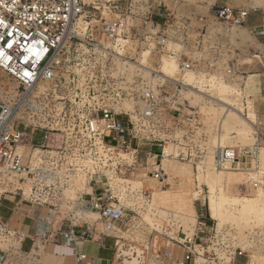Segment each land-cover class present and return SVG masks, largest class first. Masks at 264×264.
<instances>
[{"label":"built area","instance_id":"obj_1","mask_svg":"<svg viewBox=\"0 0 264 264\" xmlns=\"http://www.w3.org/2000/svg\"><path fill=\"white\" fill-rule=\"evenodd\" d=\"M249 14L225 5L213 9V17L227 28L243 27ZM172 17L162 0H0V70L15 83L0 93V183L6 176L23 181L27 189H19V198L47 209L48 217L64 209L61 221L67 229L62 239L70 245L76 244L79 227L85 225L91 234L95 222L80 224L82 216L87 211L98 213L103 225L100 239L115 240L111 264L131 263L123 249L122 228L132 221L131 212L137 217L145 211L129 205L127 194L113 187L114 176L106 174L132 171L136 161L113 159L154 141L143 132L153 136L165 119L181 121L195 113L183 104L189 114L185 116L176 104L182 93L194 87L190 78L201 76L206 66L198 56L187 57L169 47L175 36L188 39L191 34L185 25L180 32L173 31ZM254 34L264 37V30ZM200 41L197 38L194 46L199 47ZM152 53L176 59L179 78L166 75L161 66L152 67ZM227 72L231 74L233 68L229 66ZM123 100L135 102L133 114L127 113ZM254 135L256 141L246 152L251 158L262 149L264 136L258 127ZM241 154L236 147L220 149L214 164L225 166L237 158L241 166ZM147 156L156 158L150 177L161 188L167 186L165 147ZM169 157L194 159L192 153L177 151ZM259 183L254 181L255 186ZM130 194L146 205L153 199L150 189ZM86 198L87 204L80 205ZM48 217L42 222L50 224ZM173 221L169 217L154 229L162 244L156 248L151 240L135 264H235L243 254L241 249H228L218 224L206 218H196L193 233L181 230V225L174 232ZM20 241L21 234L0 217V264H13L16 253L34 255L22 252L17 247ZM18 258L17 263L23 264ZM78 258L86 255L80 253ZM31 259L25 263L34 262Z\"/></svg>","mask_w":264,"mask_h":264},{"label":"rangeland","instance_id":"obj_2","mask_svg":"<svg viewBox=\"0 0 264 264\" xmlns=\"http://www.w3.org/2000/svg\"><path fill=\"white\" fill-rule=\"evenodd\" d=\"M162 1L173 15V31L180 32L182 25L188 27L189 31L191 28L198 27L195 32L191 31L194 35L189 34L188 39L184 35L180 37L181 39L175 36L169 47L180 53H185L187 57L198 56L199 62L206 67H204V73L201 76L190 78L194 87L182 93L176 104V107L181 109L184 107L183 104H189L195 111L194 116L182 118L181 121L173 119V117L165 119L162 127H157L156 131H153V136L143 132V136L154 139V141L149 142V140L146 144H142L134 154L123 155L120 153L119 156H116L117 158L113 159L116 163H119L121 159H127L130 163L136 161L135 168L122 174L118 170L117 174L106 173L114 176L113 187L115 190L123 192L124 196L127 194L125 197H127L126 202L129 205L145 208V211H142L143 213L137 217H133L131 212L129 217L132 218V221L122 228L123 249L129 256L130 264L138 263L140 262L139 258L143 256L142 250L146 249L151 240L156 248L160 247L162 236L158 235L156 238L157 232H154V229L163 226L166 221H169V217L177 223L174 232H177L178 226L181 225V230L184 228L185 232L190 233L194 232L196 218L199 217L202 220L206 218L209 222H214L215 226L218 224L220 238L224 236L228 249L233 252L240 249L243 251L241 256H237L235 264H252L256 257L264 256V219L258 223L252 222L250 219H243L240 211L243 201L258 195L260 189L264 190V163L261 162L259 172L256 173L251 169L254 158L246 153L256 141L254 135L256 128L258 127L264 134V37H257L254 34L256 30L260 32L264 30V0ZM220 5L249 10L250 14L245 25L243 27L234 25L227 28L222 21L216 20L213 17V9ZM201 18L203 19L200 20ZM197 22L200 24H196ZM254 27L257 28L252 29ZM197 38L202 40L199 47L194 46V41L196 42ZM149 62L154 68L161 66L166 75L179 78L176 59L165 54L152 53ZM229 66L231 69L233 68L231 74L227 72ZM14 86L12 77L0 70V93H6ZM187 100L189 103L186 102ZM121 103L125 108L136 109L135 102L123 100ZM227 108L233 112L230 111L229 114ZM231 113H241L240 115L247 121H253V123H248L249 129L246 133L230 125L235 118ZM252 127L255 129L253 130ZM161 133L167 134L168 137L160 138ZM225 134L227 136L223 138V143L241 150L240 156L244 160L240 166L238 159L234 163L233 175L228 177L226 175L227 178L223 179L226 192L223 205L226 207L225 209L223 207L222 211L225 216L231 218L220 225V221L212 217L209 204L210 197L213 195L220 197L221 184H216L215 189L216 187L217 189L211 190L206 182L200 184L198 178L200 175L205 176L207 170L214 166V163L206 164V156L210 152L217 153L212 142ZM260 142L262 145L260 154H263L264 136L261 137ZM164 147L167 155L174 151L192 153L194 159L191 160L189 157L187 160H181L165 157L163 167L169 176V184L161 188L158 181L150 177L156 158L145 154L149 151L161 153ZM243 151H245V155ZM10 177L12 176L4 177V182L0 183V190L5 195L16 194L19 197V189H27V186L14 176L13 181H8ZM254 181H259V185L255 186ZM136 189L139 191L150 189L153 193L151 203L146 205L136 202L132 196H128L131 192L137 191ZM87 202L86 198L84 201H80V205L87 204ZM262 204L261 207L264 206ZM64 213L63 209L59 213L58 219L62 220ZM44 215L48 216L46 212ZM185 218H190L192 224L184 226ZM98 219V215L94 216L87 211L78 223L82 224L86 220L91 224L95 222V224L102 225ZM221 244L225 248L224 244ZM6 246V244L1 245L3 248ZM37 247L40 248L39 253H41L43 246ZM15 251H18L16 247ZM39 253L33 251L34 255L30 256L16 253L11 260L13 264H22L17 263L19 256L24 262L23 264H27L25 263L27 259L32 260L31 257L35 258ZM28 264L40 263L28 262Z\"/></svg>","mask_w":264,"mask_h":264},{"label":"crops","instance_id":"obj_3","mask_svg":"<svg viewBox=\"0 0 264 264\" xmlns=\"http://www.w3.org/2000/svg\"><path fill=\"white\" fill-rule=\"evenodd\" d=\"M196 24H200L197 22ZM199 26V25H198ZM191 28L192 32L196 31ZM254 27L252 29H255ZM194 34L191 33V36ZM264 56V55H263ZM260 57V56H257ZM258 62V61H257ZM185 116L188 109H183ZM146 144V143H145ZM146 152V156H147ZM47 209L40 208L32 203L20 199L16 194L3 195L0 199V217L9 228L21 234L19 247L22 252H40L37 246H43V251L35 257L33 263L40 264H111L115 257V240L112 236L100 239L103 225L98 223L90 228L91 234L84 227L77 229L75 245L63 242L62 235L67 229V224L62 223L59 216L49 217L44 215ZM50 218V224L42 222ZM80 253L86 258L79 260Z\"/></svg>","mask_w":264,"mask_h":264},{"label":"bare ground","instance_id":"obj_4","mask_svg":"<svg viewBox=\"0 0 264 264\" xmlns=\"http://www.w3.org/2000/svg\"><path fill=\"white\" fill-rule=\"evenodd\" d=\"M126 109H127V113H129V114H133L135 112V110L132 107H128ZM227 109H228L227 110L228 113L230 111L233 112L229 108H227ZM231 114H234L235 118H234V120H233L232 123L230 122L231 123L230 125H233V128H235V129L236 128L237 129L239 128V130L241 132L244 131L246 133L247 130L249 129L248 128V126H249L248 123H253V121H250V122L247 121L246 118H244L242 115H240L241 113H237V114L236 113H231ZM231 118H229V119H231ZM229 121H232V120H229ZM254 129L255 128H253V130ZM226 136H227V134H225L224 136H220L218 139H214L213 140L212 145H213V147L215 149H217V152L220 149H223V148H226V147H230L227 144L223 143V138H225ZM166 137H168L167 134L161 133L160 138H166ZM165 155H166V157L169 156V155L166 154V149H165ZM253 158H254V160H253L251 169L253 171H255L256 173H258L259 172V169H260L259 167L261 166V162L264 163V151H263V154H260V150L259 151H256L255 152V155L253 156ZM216 160H217V153L210 152L209 154H207L205 162H206V164H211V163H214V161H216ZM237 161H238V159L236 158V159L232 160L231 162H229L225 166H222L220 163L219 164H214V166L212 165L213 167H211V168H209L207 170V173H206L205 176H201L200 175L199 178H198L200 184L203 183V182H206V184L208 185V187L211 188V190H216L217 187L215 189V185L216 184H221L220 185L221 186V190H220V195H219L220 197H217V195H216V197H217L216 198L213 195L212 197H210L211 199H210V204H209V206H210L209 208H210L212 217L215 218V219H218L220 221V225L223 222H225L228 218H231V217L225 216L224 212L222 211V209L224 207L223 201H225L223 198H225V196H226V192H225L224 185H223V179L224 178H227L229 175L230 176L233 175L232 172L235 170L234 163H236ZM109 166H112V165H110V164H107L106 165V167H109ZM237 166H238V164H237ZM226 175H227V177H225ZM8 181H13V176L10 177V178H8ZM127 181H128V179H127ZM259 181H261V180H259ZM259 181H255V182L256 183H259ZM131 185H133V184H131ZM134 187H135V185H134ZM0 193H2V192L0 191ZM226 201H227V199H226ZM263 202H264V190L263 189H260V193L258 191V195L254 196V197H251V198H247L245 201H243L242 208H241V211H240L241 217L243 219H246V220H249L250 219L252 222H256V223H258L261 220H263L264 219V206L261 207V204ZM225 207H224V209H225ZM91 213L94 216H97L98 215V213H94V212H91ZM183 222H184V226L192 224V220H190V218H185ZM252 264H264V256L256 257V259L253 261Z\"/></svg>","mask_w":264,"mask_h":264}]
</instances>
